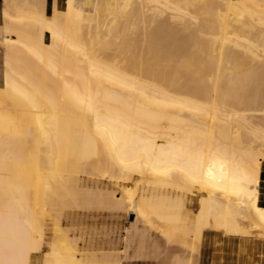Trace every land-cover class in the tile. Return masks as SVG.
<instances>
[{"label": "bare ground", "instance_id": "1", "mask_svg": "<svg viewBox=\"0 0 264 264\" xmlns=\"http://www.w3.org/2000/svg\"><path fill=\"white\" fill-rule=\"evenodd\" d=\"M19 1L12 0L8 6L17 13L26 12ZM92 1V19L79 16L77 30L72 28L75 0L62 2V30L54 27L59 21L54 26L48 23L51 17L46 22L39 19L40 11L47 13L46 2L41 1L39 10H34L41 14H28V21L49 28L55 39L50 37L65 45L64 51L54 52L52 46L49 52L41 47L60 45L59 41L52 44L51 39L46 42L49 35L37 43L32 37L26 36L24 43L16 38L25 44L26 59L20 57L23 53L18 48H11L16 56L0 51V111H15L23 127L19 126L21 142L32 144L26 149L18 140L20 144L0 142V172L11 173L9 178L0 174V196L6 197V202L0 201V264H31V255L40 252V264H82L76 255L77 240L67 237L55 217V222H49L53 237L50 242L45 239L44 218L60 204L74 209L98 202L102 209L113 211L124 207L134 217L130 224L142 225L141 231H134L141 233L140 241L150 240V217L162 223L186 221L181 213L184 195L172 192V187L184 188L196 199L194 221L188 220L192 222V241L202 239L205 231L227 238L247 235L259 227L264 232V151L261 145L262 151L252 150L255 144L251 147L244 140L249 135L254 143H264V0ZM107 5L110 10L124 9L127 20L139 15L134 21L142 26L138 45L142 55L134 46L123 49L137 50L133 52L137 59L133 55L100 57L102 48L96 40L107 18L102 15ZM14 30L5 25L1 28L2 33H16ZM18 33L20 38L22 33ZM33 59L50 74L35 72L29 62ZM48 84L53 86L51 90ZM41 107L48 112L34 111ZM45 120H59L64 125L42 154L39 146L50 134L42 127ZM238 135L244 137L241 148ZM94 157L96 162L91 161ZM71 158L73 165L68 163ZM175 169L181 174L180 183L170 178L177 174L171 173ZM147 172L152 179L141 189L145 195L141 202L147 205L144 210L134 197ZM71 173H77V179ZM80 174L92 186H83ZM70 177L77 180V188H73L75 182H71L73 189L67 187ZM133 177L137 178L135 188L127 186ZM101 181L118 187L120 197L116 191L102 188ZM94 251L80 255L88 258ZM183 256L177 258V264H190ZM103 257L106 264L118 263L113 251Z\"/></svg>", "mask_w": 264, "mask_h": 264}, {"label": "rangeland", "instance_id": "2", "mask_svg": "<svg viewBox=\"0 0 264 264\" xmlns=\"http://www.w3.org/2000/svg\"><path fill=\"white\" fill-rule=\"evenodd\" d=\"M10 1H12V0H0V6H2V8L5 7L4 10L7 12V14L4 15L2 13V10H1L0 17H1L2 25L8 26L9 28H12V30L15 29L16 33H2L1 32V34L4 35V37H0V51L7 52L11 56H16V53L14 51L15 50L17 51V48H18L23 53V54L21 52L19 53V55L22 54V56H20V57L25 58L28 56L27 55L28 53L26 54L27 49L24 50L25 47H23V45H25V44L21 45V43H19L17 41V39L20 41L22 40L21 42L24 43L25 41L23 39L28 40L30 37H32L33 39H35V40H33V39L32 40L37 43L39 41L40 42L43 41L41 39L42 37L49 35V37L47 36L45 38L46 42H49L50 39H51V41H50L51 43H52V41H53V43L55 42V40H54L55 37H53L50 34V30H48L49 28L47 26H44L42 29L41 24H39L37 21H34V24L32 21L30 22V19L28 21L27 16H29L28 14H33L35 12L34 10H39L37 8V4H40L41 1H42V3L46 2V12L47 13H45V12L43 13L42 11H40L42 13L41 14L40 12L36 11L35 12L36 14H38V13L41 14V16H40V14L37 15V18L40 16L39 19L42 20L44 18V20H45V18H46V20L48 21L47 18L51 17V18H49L51 23L50 22H48V23L50 25L54 23L52 25V26H54L55 24H57L55 22L59 21L58 24L54 26V27H58V29H59V27H61V26H59V24L60 25L63 24L62 26H64V23L62 22L63 21L62 20L63 19L62 2L64 0H20L19 2L21 4H23V8L26 12L21 11L18 13L8 6ZM53 2H54V4H53ZM102 2H104V0ZM56 4H57V6H55ZM59 4L61 5V8H60ZM102 6L104 7L105 3H104V5L102 4ZM109 7L107 5V8H105L107 11L109 10L108 13H107V11L106 12L104 11L105 13L102 14V15H104L105 18L106 17L107 18L105 19L104 23L102 22L105 25L102 24V26H100L102 29L101 28L98 29L99 30L98 31V33H99L98 37H100V39H98V37H97V40H96L97 43L100 42L97 45L98 48L99 49L102 48V49H100V51H101V53L99 54L100 57L103 56L105 58H108V57L110 58V57L114 56V58H115V56H117L118 58H122V57L126 58L128 56L133 55V56H135L134 58L137 59L136 58L137 55L134 53H136V52L138 53V51H139L138 55L139 56L142 55V52L140 51L141 49L140 50L138 49V45H141L140 39L142 36L141 35L142 26H141V24L140 25L138 24L139 23L138 20H136V22L134 21L135 19L138 18L137 16H139V15L136 14V16H133L134 18L136 17L135 19L132 17L133 20L132 19L127 20V19H125L126 17H124V12H123L124 9L122 10V8H120L121 10L119 11V9H117V8H113V9L111 8V10H112L111 11L109 9ZM47 9H48V11L50 10L49 13H48ZM83 9H84L83 17L81 16V18H84V20H86V21H90L92 19V8L89 5H86L83 7ZM113 10H115V11L113 12ZM44 14H49L50 16H47ZM133 15H135V14H133ZM9 16H15V17L18 16V17L17 18H9ZM75 19H76V22L74 21L72 28L77 30L79 28V24L77 22L78 18L76 17ZM44 20H42V21L44 22ZM46 20H45V22H46ZM60 22H62V23H60ZM128 22H129V24H128ZM131 22L132 23L135 22V24L134 23L132 24ZM48 23H47V25H49ZM128 25H130V27ZM138 26H140V28ZM127 27H128V29H127ZM62 28H64V27H61V30H62ZM15 30H14V32H15ZM18 32L22 33V35H20V38L17 37L19 35ZM14 34H16V36ZM106 34H108V35H106ZM104 35H106V36H104ZM21 36H23V38ZM24 36H25V38H24ZM26 36L28 39H26ZM50 36H52L54 39H52ZM232 39L235 40L236 38L232 37ZM36 40H38V41H36ZM85 40H84V42H85ZM138 40H140L139 44L137 42ZM58 41L55 43L57 44ZM87 41H88V39H87ZM61 43L62 42H60V45H59L60 47L58 46V44L57 45H54V44L50 45V47L47 45H42L41 47H43L44 49H46L48 51L49 50L51 51L52 50L51 48L53 46L52 51L56 52L59 50V52H60L61 49L63 50V46H65L64 44H61ZM38 44L41 45V43H38ZM38 44H37V46H38ZM109 44H110V46H109ZM40 45H39V47H40ZM61 45H62V48H61ZM57 46H58V49L56 50ZM112 46L115 47V53H114V48ZM119 46L121 49L119 48ZM133 46L136 47V49L138 51L136 50V52H134L135 51V49H134V51L133 50L128 51L129 52V54H128V52L125 51L126 49L123 50L125 47H128L127 49H131V47L133 48ZM103 47H107V49H105ZM111 47H112V49H111ZM11 48L14 50L13 52L15 53V55L13 54V52H11L12 51ZM48 48H50V49H48ZM140 48H141V46H140ZM65 50H66V48H65ZM118 51H119V53H117ZM106 52H107V54H106ZM70 53L73 54L72 51ZM70 53H69V55L71 56ZM140 53H141V55H140ZM74 54H75V52H74ZM76 54H75V57H77ZM19 55L17 57H19ZM72 56H74V55H72ZM133 56H132V58H133ZM139 56H137V57H139ZM29 62H30V67H32L31 65H33V67H35L33 69L35 72H37L39 70V71H43V72L50 74L49 72H47L46 67L44 66V68H43L42 64L38 63L36 60L34 61V59H33L32 61H29ZM50 76H51L50 79H52L54 81H58L56 77H54L52 75H50ZM1 86H2V83L0 80V87ZM47 87H48V89L50 88L49 90H51L53 88V86L51 84H48ZM45 108L47 109V107H45ZM45 108L41 107V109L40 108L38 109L39 111H37V109L36 110L34 109V111L39 112V113H42V112L46 113L48 111H44V110H46ZM5 110L6 109L0 111V113H2L1 115L4 114L3 115L4 119L1 121L3 123H0L1 124L0 129L3 128V130H4L3 132H8V133L0 132V133H2V135H0L1 145L2 144L4 145L5 142L8 144H11V143L12 144H20V143L22 144L23 142H21V141L23 140V138H22L23 134H21L22 132L19 131V128L21 127L23 129V127L20 126L21 124L16 119L17 116L15 115L14 110H12V109H8L9 111L8 110L5 111ZM47 110H49V109H47ZM12 112H14V113L12 114ZM44 113H42V114H44ZM5 115H6V118H5ZM43 121H44V119H43ZM46 122H47V124H45ZM46 122L42 123V127L45 130L48 129L47 131H49V132H47V133H50V134H47L44 137V139H42L43 143L39 146V151L42 154L46 148V145L49 143H53V139L55 136H57V137L60 136L61 128L64 125L59 120H58V122L55 121L56 123L54 121H50V120H48ZM48 122L50 125L48 124ZM5 123H8V124H5ZM51 123L52 124L55 123V124H53V126H52ZM57 124H59V125H57ZM46 125H49V126L46 127ZM4 126L7 128H5ZM69 126H70V124H69ZM70 127H72V126H70ZM74 127H72V128H74ZM57 128H58V130H56ZM7 129H8V131H7ZM22 129H20V130H22ZM55 130L58 133H55L56 132ZM19 132H21V133H19ZM16 133H18V134H16ZM11 134L14 136H12ZM21 135H22V137H21ZM49 135H51V137ZM17 136H20V137H17ZM248 136H246L245 139L243 136L241 138V136H239V135L235 136V137L237 139L236 141L239 140V145H240V143H242V142H240V141H242L241 139H244L248 142V144H246V142L244 143V141H243V143L246 145L251 146L252 143L255 144V145H253V146H255V148L253 147L252 150H255V149L257 150L259 148V146L261 145L260 147L264 151V143L263 142L256 140L254 143L252 141V138H250ZM47 137H49V138H47ZM247 138H249L250 141ZM249 142H250V144H249ZM24 143H23V146L26 149L31 144V143L26 142V144H27L26 145ZM235 144H236V142H235ZM241 145H240V148L243 147V145L242 146ZM30 148H33V147H30ZM261 149L259 148L257 151H259V150L262 151ZM47 151H48V145H47L46 150L44 151V154H46ZM238 154H240V153H238ZM92 159L98 160L97 157L91 158V161H92ZM92 162H96V161H92ZM68 163H70V165L71 164L73 165V164H75V160H73V158H71L70 161L68 160ZM1 172H2V174H1ZM1 172H0V174L2 177L9 178L11 175V173L8 171H1ZM172 172H173V174L177 173L176 175H172V176L170 174V178L172 179V181L175 183H180V181H182L181 177H180L181 176L180 172H178L176 169L173 171L171 170V173ZM147 173L143 174V176H142L143 178L141 177L143 182H140V184H139L140 189L137 190L138 192L135 193L134 198L136 199V201H138V203L143 201L141 197L145 196L143 194V192H141L142 187H146L147 186L146 181H149L152 179V177L149 176V173L148 174ZM73 175H74V173L69 174V176H72V177H73ZM75 175H76V179H77V173H75ZM75 175H74V177H75ZM65 176H67V175H65ZM175 176H177V178ZM80 177H81V179H83L82 185L84 184L85 186H89L91 184L84 174L83 175L80 174ZM85 178H86V180H85ZM133 178H129L127 180L128 181L127 186L135 188L134 185H135V181L137 180V178L136 179L135 178L133 179ZM175 178H176V181H174ZM76 179H73L71 177L68 178L70 183L68 182L69 185L67 183V187H69V189L72 188L71 184L73 182L76 183V184L75 183L72 184L74 186L73 188L74 189L77 188L76 187L77 186V180ZM122 183L126 184V182H124V181H122ZM111 184H112V182H111ZM111 184H110V182L107 183L106 181L100 182V186L102 188L114 190L117 192V193L116 192L115 193L119 196L120 195V192L118 190L119 188L118 187H117L118 189L114 188L115 186H113ZM90 186H92V185H90ZM156 186H157V189H160L159 185H156ZM174 187L176 188V186H174ZM177 188L173 190V187H172L171 191L174 193H179V194L182 192L181 194L184 195L181 213L184 216V218L186 216V218H185L186 221L181 222V223H176L175 221H169V222L162 223L158 219H157L158 220L157 221L155 217H150L151 222H153L151 224L153 226H151V229L149 232L150 240H147V241L141 240L140 241L139 238H140L141 233L135 234V232H136L135 230L137 228H139V230L137 229V231H141L142 225L136 224V227H135V225L130 224L133 221V220L132 221L129 220V217L131 216V211L129 213L128 210H125L124 207H122L123 211L121 210V208H120V210L115 209L114 211H113V209H111V210L107 209V208L102 209L101 208L102 206L98 202H95V200H94L95 203L93 202L95 205L91 204V206H88V208L81 206L80 208L74 207V209H73L71 207L70 208L69 207H63V205L60 204L62 206L59 205L58 207H56L55 212L52 210L49 211V209H48L49 212L47 213V215H49V216L47 217V215H46L45 217H47V219L44 218L45 219L44 234L46 237L45 239H46V241L50 242L52 237H53V234L51 232V224L52 223H49V222H52L54 219L53 217H55L54 220H56V223L60 224V228L63 229L65 232H67V237H72L73 239L77 240L76 244H77L78 250H77L76 255H77V258L83 262L82 264H106V259H105V257H103V254H107L108 250L113 251L114 256L117 257V259H118L117 264H174L173 260H175L176 261L175 264H177V258H181L183 255H186V256H183L184 257L183 259H185L187 257V259H189L190 264H192V263H194V264H223V260H222L223 239H225L227 236L213 235L212 233L205 231L203 234L205 235L206 239H208L207 243H209V245L211 247L210 251H212V253H210L208 255L207 260L205 258H203V255L201 254L202 239H200L199 241H196V242L193 240L194 241L193 242L191 240V238H189L190 235L193 236L192 234H194L192 231L191 223L194 221V216H195V211H196V199L191 194H188V191L186 192V190H184V188H178V189ZM179 189H182L184 191L179 190ZM261 190H262V188H261ZM191 199H193V200H191ZM0 201L6 202V197L0 196ZM143 203L141 202L140 205H142L144 210H147L146 209V207H147L146 203L145 204H143ZM148 206H149V204H148ZM250 206L251 205H249V208H250ZM82 208L83 209L86 208V209L83 210ZM99 208H101V209L99 210ZM103 208H104V206H103ZM56 209H57V211H56ZM126 212H128V213H126ZM56 217H58V219H59L58 221H57ZM48 218H50V219H48ZM133 219H134V217H133ZM188 220H190L192 222H190ZM53 222H55V221H53ZM132 226H133V228H132ZM172 226L174 227V229ZM170 228L173 230H171ZM175 229L178 232L174 231ZM173 231H174V233H173ZM161 233H163L164 235H162ZM185 233H187L188 236H186ZM165 235L168 239L166 237H164ZM240 237H242L243 239L242 238H235V244H236L235 245V252L237 255L236 258L239 260L238 264H264V232L260 229V227H259V229L257 228V230L251 231V233L244 235V236H240ZM180 242L181 243L183 242L184 244L183 243L181 244ZM44 247L45 248H43V251H46L47 250L46 244H44ZM92 248H93V250L96 249V251L93 252V254H94L93 256H91V257L89 256L88 258H86V257H83L80 255V252L83 253V252L92 250ZM183 248L185 249V251ZM189 249H190V252H188ZM181 252H182V254H181ZM178 255H179V257H178ZM190 258H192V259H190ZM41 260H42V252H40L38 254L33 253L31 255V261H32L31 264H40Z\"/></svg>", "mask_w": 264, "mask_h": 264}, {"label": "crops", "instance_id": "3", "mask_svg": "<svg viewBox=\"0 0 264 264\" xmlns=\"http://www.w3.org/2000/svg\"><path fill=\"white\" fill-rule=\"evenodd\" d=\"M91 4V5H90ZM93 1L92 0H75V9H74V18H78L79 16L83 17L84 9L83 7L86 5H89L92 8ZM48 11V9H47ZM0 14H1V7H0ZM84 20V18H81ZM1 28H2V21L0 17V37L1 35ZM261 193L264 195V166L261 169ZM235 238H242V237H226L223 239V255L222 260L223 264H238L239 260L236 258V252H235ZM243 239V238H242ZM208 242V239H206L205 235L203 234L202 237V249L201 254L203 255V258L206 260L208 259V255L212 253L210 251V245ZM208 262V261H207Z\"/></svg>", "mask_w": 264, "mask_h": 264}, {"label": "water", "instance_id": "4", "mask_svg": "<svg viewBox=\"0 0 264 264\" xmlns=\"http://www.w3.org/2000/svg\"><path fill=\"white\" fill-rule=\"evenodd\" d=\"M129 220H130V221H132V220H133V216H132V215L129 217Z\"/></svg>", "mask_w": 264, "mask_h": 264}]
</instances>
